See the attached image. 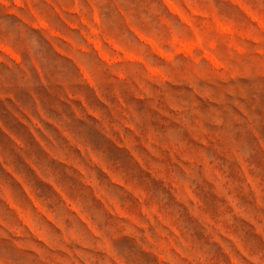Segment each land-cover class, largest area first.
I'll list each match as a JSON object with an SVG mask.
<instances>
[{
	"label": "clouds",
	"instance_id": "9594fccd",
	"mask_svg": "<svg viewBox=\"0 0 264 264\" xmlns=\"http://www.w3.org/2000/svg\"><path fill=\"white\" fill-rule=\"evenodd\" d=\"M0 264H264V0H0Z\"/></svg>",
	"mask_w": 264,
	"mask_h": 264
}]
</instances>
